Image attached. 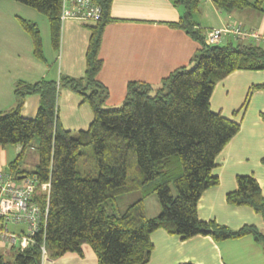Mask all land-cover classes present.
Masks as SVG:
<instances>
[{"label":"trees","instance_id":"16d2710c","mask_svg":"<svg viewBox=\"0 0 264 264\" xmlns=\"http://www.w3.org/2000/svg\"><path fill=\"white\" fill-rule=\"evenodd\" d=\"M12 1L47 19L51 43L57 49L61 0ZM111 1H105L100 21L88 27L83 77L60 75L58 80L18 82L14 86V106L0 113V150L7 145L20 146L7 171L16 180L34 176L39 185L50 184L47 217L33 236V244L22 252L12 250L10 259L0 255V264H41L42 245L49 260L65 253L81 255L84 244L94 252L96 264H145L153 249L150 235L156 230L181 240L201 235L219 242L249 236L264 255V235L256 226L231 229L212 220L201 221L197 216L200 196L218 184L212 174L215 158L239 131L238 121L210 110L209 98L215 85L232 72L264 71V47L206 45L204 32L198 30L193 19L199 1L176 0L174 4L181 6L183 13L171 26L183 30L199 45L189 67L175 69L156 88L144 82H129L121 104L106 109L103 104L108 91L97 75L102 66L99 47L103 29L110 22ZM212 1L222 10L250 8L264 13V0ZM20 24L32 41L34 56L42 60L37 26L24 20ZM61 88L78 94L92 111L88 127L76 136L63 129L58 120ZM255 89H264V84L250 91ZM29 95L39 96L32 119L21 116L24 99ZM260 118L264 123V113ZM87 148L92 150L96 178L77 171ZM28 149L37 154L31 172L21 168ZM261 163L264 165V157ZM235 180L236 188L225 195L226 203L250 208L264 224V198L257 181L252 175H240ZM131 193H137V199L119 212L117 200ZM153 194L160 210L156 217L147 218L144 200ZM44 199L41 193L34 195L42 208Z\"/></svg>","mask_w":264,"mask_h":264},{"label":"crops","instance_id":"0c3cea01","mask_svg":"<svg viewBox=\"0 0 264 264\" xmlns=\"http://www.w3.org/2000/svg\"><path fill=\"white\" fill-rule=\"evenodd\" d=\"M175 1H111L110 22L103 29L99 47L102 66L97 75L98 81L108 91L104 108L121 104L129 82H144L156 88L161 79L175 69L189 67L199 45L183 30L171 26L178 22L183 13L182 7L174 4ZM199 14L202 19L194 21L198 30L203 32L239 26L261 37L260 42H255L252 38L227 34L220 39L219 46L252 44L264 47L263 12L250 8L222 10L216 8L212 0H208L198 7ZM20 20L37 26L44 51L42 60L34 56L32 41L21 27ZM59 23V44L53 51L47 19L44 20L35 10L15 1L0 0V113L14 106L13 92L18 82L58 80L60 75L74 79L83 77L88 27L93 24L74 20ZM261 84H264V71H235L219 81L211 93L210 110L238 121L239 131L215 158L212 174L218 178V184L206 189L200 196L197 216L201 221L212 220L231 229L254 225L264 235V224L259 215L248 207H233L225 201V195L236 188L235 179L240 175H252L264 198V165L261 163L264 157V123L260 118V113H264V89L250 91L253 86ZM245 100V106L241 107ZM86 103L67 88L59 90L57 116L63 129L72 133L88 127L92 111ZM38 104V95L26 96L21 116L34 118ZM235 111H238L236 116L233 115ZM16 146L19 153L20 146ZM1 150L0 167L7 171L11 162L8 159L9 152L3 148ZM144 208L147 218H152L148 217L145 205ZM155 209V214H158L159 205ZM12 229L23 231L22 227ZM150 240L153 249L145 264H264L260 245L249 236L219 242L210 236L201 235L181 240L163 230H156L151 233ZM0 255L10 259L12 250L0 246ZM41 264H96V256L84 244L81 255L65 253L56 259L46 258Z\"/></svg>","mask_w":264,"mask_h":264},{"label":"built area","instance_id":"2783aa9c","mask_svg":"<svg viewBox=\"0 0 264 264\" xmlns=\"http://www.w3.org/2000/svg\"><path fill=\"white\" fill-rule=\"evenodd\" d=\"M105 1L61 0L59 22L74 20L94 25L102 17ZM227 34L261 41V37L253 31H244L239 26H225L206 30L203 33L204 43L208 46L217 45ZM49 188L48 182L39 185L34 176L16 180L0 167V246L22 252L33 244V236L41 230L47 217ZM38 193L45 198L43 208L34 200V195ZM13 227H22L23 231H15ZM46 258V250L42 245L41 259L43 261Z\"/></svg>","mask_w":264,"mask_h":264},{"label":"rangeland","instance_id":"374dc122","mask_svg":"<svg viewBox=\"0 0 264 264\" xmlns=\"http://www.w3.org/2000/svg\"><path fill=\"white\" fill-rule=\"evenodd\" d=\"M248 1H254V0H248ZM206 1L205 0H202V1H199V6L201 4H204ZM198 6V7H199ZM41 18H43L44 20H46V18L41 15ZM193 19L195 21L199 20V19H202V16L199 14L197 15V13L194 14L193 16ZM50 40V47H51V50H55L52 43H51V39ZM43 54H44V51H43ZM58 60V59H57ZM57 64V63H56ZM88 104V102L86 103ZM79 130H74L72 131L73 135L76 136L77 132ZM3 149L7 150L9 152L8 154V159L9 161H12L16 154L18 153V149H17V146L16 145H7L5 147H3ZM2 151V150H1ZM85 155L82 157L83 159H80L78 161V164H77V171L82 175V176H91L93 178H96L97 174H96V165H95V162L93 161L92 159V150L90 148H87L86 151H85ZM23 164H22V168L28 172H31L33 171L34 167H35V164L37 162V154L34 150H27L26 154H25V158L23 159ZM171 191L172 193L174 192L173 189L171 188ZM132 194V195H131ZM129 195H125L123 197H120L118 200H117V209L119 212H122L130 203L134 202L137 197H138V194L137 193H131ZM133 196H136V197H133ZM144 205L146 207V211L148 213V217H156L158 214H155V207H157L159 204H158V201H157V197L156 195H150L149 197H147L145 200H144ZM112 212H115V210L113 209ZM9 250H14V249H9ZM18 251V250H17ZM19 252V251H18ZM46 257H47V254H46Z\"/></svg>","mask_w":264,"mask_h":264}]
</instances>
